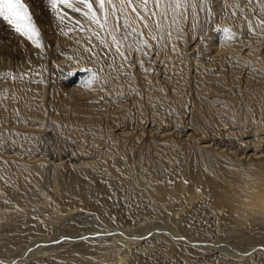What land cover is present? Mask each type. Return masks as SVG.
Instances as JSON below:
<instances>
[{"label":"rangeland","instance_id":"obj_1","mask_svg":"<svg viewBox=\"0 0 264 264\" xmlns=\"http://www.w3.org/2000/svg\"><path fill=\"white\" fill-rule=\"evenodd\" d=\"M161 1L165 5H167L168 8H170V5H172L173 0H170V3H171L170 5H168L169 0L167 1L161 0ZM189 1L191 2V0ZM189 1L187 0L186 2H184V4L186 3L189 4ZM209 1H213V0H209ZM20 2L24 3L27 6L29 14L32 17L33 22L37 21V18H41L44 16V7L42 6V0H37V1L36 0H20ZM203 2L201 3L203 5V6L201 5V7L204 8L205 6ZM202 12L203 14L200 16L202 20L199 18L200 20L197 21L198 25L196 26V28H198L199 24L203 23L202 25L199 26L200 27L199 29H201L202 31L197 30L195 28L196 30H194V32L191 33L192 36H190L191 35L190 32L187 33V31H189L187 30L188 29L187 28L188 18L186 20L187 24L186 23L183 24L184 25L183 27H186L184 29H186L187 31L185 30L186 33L185 32L184 33L185 35L188 34L187 36H185L184 33H182L184 31L182 30L183 28L182 25L179 26L181 30V33H179V35L181 34V36L182 35L184 36V41L187 39V42L185 41L181 44L185 43L186 45V43H188L192 37H194L195 40L197 39V42L200 45L201 44L203 45L204 42L209 44L210 40L217 39L220 37L219 35L222 33L221 31H223L222 27L219 25L217 27V25L211 24V21H209L210 23L208 21H207L208 23L205 22L204 20H207L208 16L205 13V16L207 17L204 16V19H203L202 16L204 15V11L202 10ZM73 15H71V13L69 14V17L68 15H64V17L62 18V21L64 20L68 21ZM76 16L77 15H74L72 19L77 18ZM66 17H68L69 19H67ZM79 18H77L76 20L77 21L76 23L78 24L73 23L71 21L72 19H70L69 21L72 22L74 27L80 28V26L82 27L83 24L86 23V20L81 18V22H80ZM174 21L176 20H173L172 23ZM176 24H178L177 21H176ZM118 25L119 26H117L115 31L113 32L115 36L116 34L117 36H119V38L117 37V39H119L118 43L120 42L122 43L123 41V44L120 43V45L121 47L122 45L125 46V48L123 47L124 52H125V49L126 51L130 49V51L134 52V54L132 52V54L130 55L128 54V53H131L130 51L125 52V59L128 60L127 61L128 63H130L131 70L134 71L133 75L136 73L135 76L139 78L138 79L139 82L136 78V81L138 83V89H140L139 90L140 92L142 91L141 92L142 94L137 93V94L142 95V96H139L141 97V100L139 98L141 102L139 103L140 104L139 108L137 105H135L133 102L130 101L132 100V98L130 97V94H127L126 92L124 93V90L122 91L123 93L120 91H116L117 93L115 92L113 94L111 93L112 95L110 94L109 96H112V98L106 95L103 96L102 94H97V98L99 99L100 103L97 101L96 104L92 105V103L96 101L94 100L96 99V97H94V94L89 93V89H90L89 86L95 81L96 76L94 72L92 71L91 67L89 66L77 67L73 63L74 56H73L72 51H70L71 47L65 44V39L67 37V35L65 34H60L62 35V38H63L62 40V38L60 39L61 36L59 34L54 36V35L48 34L47 32H39V41L41 40L40 41L41 46H40L39 52L41 54L40 55L41 57L38 56L39 54L38 51L33 50V47H31V45L29 44L30 41L26 39L25 37L23 38V41L24 40L25 41L22 42L24 44H22L21 49H20L21 51H19L21 55L20 58L18 59L14 58V61H13V59L9 58V52L7 50L3 52L5 63H1L0 65V69H2V73H3V74L0 73V76L2 74L3 76L1 77L6 78L4 79V81L9 80L11 83H15L17 82L15 81V79L17 78L16 80H18V82L20 81L22 82V80L27 81V82L31 81V83H29L30 85L36 80L32 78L33 76L35 78L38 77L37 79L39 82L36 80L38 83L37 84L34 83V84L35 85L40 84L38 85L40 90L42 86L45 87V88L42 87V90L45 91L44 93L45 97L42 95L44 100H40V103L42 104V107L45 109L43 110L45 111L43 114V119H44L43 122L45 124L43 123L42 127L44 131L46 129L47 130L45 132L44 131L39 132L37 129H36L37 131L35 129L32 130V128H34L35 126L34 127L29 126L30 128L28 127V129L26 127H23L24 129L22 127L21 129L15 128L14 130L15 126H13L11 123H10L11 124L10 126L8 122H7L8 125L5 123V125L3 126V129L4 127H6V125H7V128L8 126H10L9 128L12 127L10 129L12 131L8 130L9 128L8 129L5 128L6 130L4 129L6 131L5 133H7L6 134L7 136L5 135L4 141H7V142L3 141L2 144L0 145L1 147L0 148V158L15 161V162L24 161L25 162L24 164L26 165L28 163H30L28 165H32L35 162L34 160L40 159L42 160V162L43 161L46 162V166H45L46 168L44 172L45 176L40 175L38 171H36L37 172L36 174H35V171H33L32 173L35 174V175L33 174V176L31 172H27V174L24 177V180H25L24 184L22 186L24 194L15 193L14 189H15V186L17 185V181H15V179L7 182L4 179V177L1 176L2 174L0 173V177H1L0 178V210L3 212L2 214H4V215L1 214L0 222L2 223L5 222L4 224L8 226L6 233H8L7 236H9L8 239L1 240L0 242V264H92L95 261H97L98 263L95 262L93 264H100V262L101 264H108L110 262H113L114 264H264V241L254 244L252 246H249L245 252H241L242 248H240L237 245H233V243H231L230 241H223V240L217 239L219 238L220 233H221L219 223H217L218 225H216L217 220L214 219L211 212H209L208 209H206V206L204 205L205 202L203 200L201 202L200 199L202 196L200 197L193 196L192 198H190L188 195H186L188 194L187 191L185 192L186 194L182 193L183 191L182 192L178 191L176 193L168 194L167 203L165 204V202H163L162 200H158V198L156 199V197L152 196L148 191H146V188L144 185L146 181H149L152 183H160V182H165V181L176 183L177 179L181 177V175L178 173L179 166H180L179 150L181 149V147L184 146L186 142H188V140H190L193 137V135H195L196 131H193L194 128L197 129L195 125L197 126L200 125L198 129H202V133L201 132L196 133L198 134L197 137H195L196 136L195 135L193 137L194 139L193 138L191 139L195 143L200 142V140L207 139V138L209 139V141H207L206 143H209L210 141H212L211 143L214 142L212 146H215V147H217L218 145H222L223 143H225L226 145H230L231 142L227 140H225V142L222 140H219V136L217 135H214L213 137V134H211L210 131L209 133L205 132L204 128L206 127H204L202 123H199L200 120L197 117V115H193L195 114L194 113L195 109L191 107L194 104L193 105L191 104L193 101H194L193 103H195V101L196 103L197 102L199 103V99L197 98V95H196L197 93L195 94L196 91L193 89L194 88L193 81L195 83V80L197 79L196 77H198V74L199 73L203 74L205 70L203 69V72H202L201 71L202 69L197 68V66L195 67L193 66L194 68L191 66L193 64L195 65V63L193 62L194 60L192 59H191L192 61L188 60V56H191L192 58L193 54H195L193 49L192 48L188 49L187 45L186 46L181 45L182 47L184 46V49L185 47H187V50H189V52H187L186 49H185L186 51L184 50L185 52H187V54H183L182 61L181 60L179 61L181 62V64L179 65L181 68H183L184 65L187 64L188 65V67L186 65L187 77L189 79L193 78L191 80H188L189 84L186 85V88L181 89L179 84L178 85L176 84L180 80L177 81L173 79V81H170L172 80V78L176 77V76L174 77L173 75H177V78L179 77V72L181 71L178 68L179 62H176V61H175L176 63L172 62L173 63L172 66H174V68L176 65H178V67L176 66V69L178 68L177 71L179 72H176L175 71L176 69H174L173 67H172L173 69L170 68L171 67L170 64L168 65L167 63H164V65L166 66L165 67L166 72L167 71L170 72L169 74L168 72L164 73L163 72L165 71L163 68L164 65L161 62H159L160 60L163 62L165 61L168 62L167 59H165L168 57L165 55V52H163L164 50L160 49L161 51L159 53L160 54L164 53V56L166 57H162L163 55H160L158 53L160 57L157 58L156 61L158 62L156 63L155 60H152L150 58V54H148L150 52L147 49L145 50V48H142V52L144 53L143 55L144 58L141 61L147 63L151 67V69L149 68L148 70V73L150 74L151 78L154 77V80L155 81L157 80L156 82H158L160 86L162 83L163 85L168 87V90L166 89L163 90L165 91L164 94H159V96L160 95H163V96L158 97L157 95L158 97L157 99H159L160 101L164 98L163 100L167 102L168 106L166 105L167 107H164L166 103L165 102L164 105L161 104V106L163 105L161 108L164 107V109L158 108L160 103H163V100H162L159 102V105L157 104L158 102L156 103L158 106L156 105L155 107H153L154 105L152 106L151 104L147 102L148 101L147 97L143 93L145 88H143L142 85L143 86L145 85L140 81L139 64L137 61H135L137 60V58L134 59V57L137 55L136 48H138V46L140 45V44L136 45L137 42L134 40L135 38L137 39V36H135L136 34L134 35L133 32H130V30L127 28V25L125 26V24H122V23H118ZM210 25L211 26L213 25V26L211 27ZM250 25L252 26L250 29L253 31L250 30V32H246L245 35L247 33H249L250 35L251 34L255 35L257 33L256 27L254 28L255 25L254 26L253 24H250ZM35 26H36V22H35ZM206 27H208L209 30ZM203 28L205 31L203 30ZM217 28H219V30H217ZM180 30L178 29V32H180ZM210 30H212V32ZM14 31L15 30L10 25H8L6 22L0 19V44L3 46V48L4 47L11 48L10 41H12V35H13L12 33ZM195 31L197 35L195 34ZM165 33L166 31L162 29L159 35V39L163 40V41H160L162 43L163 42L165 43V40L167 39L165 37L167 34ZM249 34L247 35L249 36ZM122 35H123V39L124 38L125 39L124 40L122 39L121 41ZM205 35L206 36L208 35V36L206 37ZM163 37L164 39H162ZM41 38L42 39L44 38V39L42 40ZM126 38H127V42L130 43V46L131 44L133 45L131 46L132 48H129V49L127 48L128 43L124 42L126 41ZM179 38H180V41L183 40L182 39L183 37H179ZM134 45H136L137 47L136 46L134 47ZM200 45L198 47L197 46L194 47V49L196 48L195 52L197 51L195 55H197V53L198 55L200 54L199 57L196 56L197 58L194 55L193 56L194 59L197 60L199 58L202 60L203 57L210 56L211 58L209 57L210 58L209 60L211 62L205 58H203L202 60L203 62L200 60L202 62V65L206 61V64H204V66H207V65L210 66L209 67L211 68L210 71H212L213 69L212 73H216V74L218 72L221 74L223 72L222 70L224 69L223 73L227 72L226 73L227 75H225L227 79V80L225 79L226 80L225 83L228 81V78L231 79L230 76L233 75L235 70H237L236 71L237 73L235 72L234 75L235 77H238L237 79L238 82L244 79L243 77L245 75L247 77L248 72H250V70L252 71V69H256L255 72L259 70L257 73L260 75L264 74L263 68L260 71V68H258L257 66L255 67L252 66V69L249 65L243 67L244 65L249 64L247 62L246 64L245 62L241 63L240 66L239 64L234 62L236 65L234 66L233 61L229 62V59L227 58L229 55L227 56L228 53L225 50L224 51L218 50V51L222 53L224 52L225 54L227 53L226 54L227 57L225 56V58L227 59H223L224 57L218 58L219 55H221V53L216 50V47H213L214 49H211L210 51L208 50L210 52V55H207L209 54V52L205 54V52H203L202 49L200 48ZM42 47H43V50H42ZM55 50L56 52H54ZM190 50L193 52L190 53L191 52ZM33 51H35L38 54H36ZM213 53L215 54L214 56L211 55ZM224 53L221 56L225 55ZM35 55L38 57H36ZM133 55L134 57H132ZM147 55H149V57ZM185 56H186V59H185ZM215 57L218 58L219 60L214 59ZM58 58L60 60H58ZM70 58L71 60L73 59L72 60L73 62L70 60V63H69ZM144 59L145 61H143ZM149 59L151 63L148 61ZM199 59L197 60V62L199 61ZM52 60L54 61V63ZM225 60H227V62L229 64H232L233 66L228 65V63ZM169 61L171 62L173 60L170 59ZM200 61L199 63H201ZM214 61L216 62L213 63ZM223 61H225L226 63ZM109 62L105 60L103 62L104 65L102 66L104 68L105 67L107 68V70L105 68L104 72H110L111 70H113L114 67H115L114 70L116 69L115 63L112 62L113 65L111 63V65L113 66L112 67L110 66ZM133 62H135L136 64ZM190 62L193 64H191ZM207 62H209V64H207ZM23 64L25 66H23ZM35 65H37V70H36ZM250 65L252 64L250 63ZM39 66H42V67H39ZM107 66L109 67V69ZM230 66H232L233 69L235 68L234 72L230 68ZM239 67H241V70L239 69ZM39 68L40 69L43 68L42 71L39 70ZM227 68L228 70L229 69L232 70L230 71L231 75L229 74L230 72L227 70ZM32 70H34V72ZM216 70L218 72H215ZM173 71H175L176 73H174ZM196 71L199 73H197ZM210 71L207 70L205 75L209 77L211 73L209 74L207 72H210ZM19 72H20V76L24 74V76L22 75L20 79H18L19 74H17ZM194 72H196L197 74ZM238 72H240L241 75ZM252 72L249 73L251 75V76L249 75V79L245 78V79H248L247 81L246 80L242 81L243 83L245 82L246 85L245 84L243 85L242 82L238 84L237 80L235 81L237 83L236 85H238L237 88L239 87L244 90V86H247L248 81L251 83L255 82L254 79H252V77L255 78L254 77L255 72L254 70ZM4 73H6L5 75L10 76V77L5 76ZM189 73L191 74L190 77H189ZM223 73L221 75L224 76ZM257 73L255 74L257 75ZM242 74H243V77H242ZM164 76L167 77L169 83L167 79L166 80L164 79L166 78ZM169 76H171L170 79H169ZM194 76H195V79H194ZM13 77H14V80H13ZM26 77L28 78V80H26ZM41 77H44V80L45 78L47 79L45 81L46 83L44 82V80L41 79ZM208 77H206L205 79H209ZM21 78H24V79H21ZM32 79L34 81H32ZM231 81H228V83H226L225 86L221 87V89L225 88L224 90L222 89L225 92H223L221 89L217 90V91H220V92H217V93H220L218 95H220L221 97L222 96L221 94L225 93L224 97L223 96L222 97L227 98L229 96L227 95V89H226L227 87L228 93L230 94L229 98H232V101L234 98V101L235 102L237 101L236 103L240 107H243L242 105L243 102L246 103L249 106V110L251 111L249 116L252 114L254 117L252 116L253 118L252 119L250 116V121H248L250 126H252V129L248 128L250 129L249 131H246L248 129L245 126L247 125L248 127L249 124H246V122L243 120H241L240 123H236L237 122L236 121L235 122L236 125L235 123H232V125L234 126L232 128L231 127L232 125L230 124V118L229 119L226 118L227 122L228 121L229 122L228 123L225 122L226 125H228V127L224 126V130H227L228 128H230V131H232L234 130V128L237 127V125L239 124L241 125V123H244L245 125H242V128H241V130H243V135L244 134L250 135L247 137L252 139V141H253V138L254 140L255 139L258 140V137H261L263 141L262 143H264V139H263L264 129L261 130L260 121H259V112H258V109H255L257 107H254L255 104L252 103L253 101H251L252 99L249 98L250 96H248V94L247 95L243 94L245 97L243 95L242 97L240 94H239L240 95L239 97V95L237 94V97H236V93L234 94V92L236 91L231 89L232 88L231 84L233 83V82L231 83ZM40 82L42 83V85ZM173 82H175L179 90L180 89L183 90L182 93L184 92L183 94L185 95V97L187 95L186 94L187 92L188 94L191 93L193 95H189V96L187 95L186 98L183 97L184 99L179 98L180 94L182 95L181 90L178 91L177 87L172 85L174 84ZM234 84H233V89L234 87H236ZM189 85L192 87V89H190L191 87ZM169 86H171L172 88ZM170 89H172V92H174L175 90V93H170L171 91ZM185 89L187 91H185ZM166 91L169 92L170 95L166 93ZM230 91H232L233 93ZM176 92L177 93L180 92L178 93L179 96H177ZM172 94H173L172 99H176V103L180 101L181 99L183 100V102L180 101L177 105L175 104L174 106L173 104L174 101L172 100L173 101L172 102L169 99V97L172 96ZM174 94L176 95V97ZM92 96L94 99L92 98ZM155 96L156 95L153 96L154 100H155ZM247 96H248V99H246ZM114 97L116 98V100ZM165 97L168 98L169 100L166 99ZM43 98H40V99H43ZM91 99H93L94 101L92 100L93 101L92 102ZM157 99L155 101H158ZM89 100L92 103H90ZM180 103H183V104H180ZM196 103L194 105L195 107H196ZM67 104H69L68 106L71 107L72 110L69 111L68 113H64L65 111H63V107ZM246 104L244 106H246ZM95 105L98 109L97 108L95 109ZM98 105H100L101 107H98ZM170 105H172V108L169 107ZM179 106L183 108H180ZM91 107H93L92 108L93 110L91 109ZM168 107L170 110L173 109L174 107L175 108L177 107L176 110L180 109V111L181 110L182 111L181 112L179 111L180 113L177 112V114H175L174 109L171 111L166 110L168 109ZM73 109L75 111H73ZM191 109H193L194 112L193 111L190 112ZM162 110H164V112ZM165 110L167 112H165ZM172 111L174 112L173 114H171ZM153 112H157L156 114L157 116L158 115L159 116L157 117ZM252 112L253 113L256 112V114L255 113L253 114ZM82 115L84 116L90 115L89 118L93 117V119L97 120V124L100 125V128H101L100 132L103 131V133L99 135L100 137L97 135V138L99 137L98 138L99 140L96 139V137L93 135L94 133L91 131L86 132L85 135L82 133L80 135L73 136L71 135L69 131L63 128H61L62 129L61 131V129L59 128L58 122L66 119L64 117L68 116L67 118H70V117L73 118L74 116H78V120L82 121L84 118V116ZM175 120L177 121L179 125L175 126V123L173 124ZM196 120H199L197 121L199 124H195L197 123L195 122ZM251 121L253 122L255 121V122L253 123ZM222 123L223 124H220L218 126L225 125L224 121ZM44 125L46 126V128H44L45 127ZM257 127H259V129L262 132H260V130H257L258 129ZM255 128H257L256 129L257 131H255ZM219 130H221L220 127H219ZM237 130L239 129L236 128L235 132H237ZM14 131L16 134L14 133ZM163 131L166 136L162 133ZM17 132L19 133L23 132L24 134L32 133L33 135L38 133V136L37 135L34 136L36 141L33 140L34 144L33 146L30 147L26 145V141L22 142L17 139L16 136L17 134H19ZM108 132H110L111 137L109 136ZM168 133L170 134V136H168L169 135ZM128 134L129 136H126ZM237 134L238 133H236V136ZM202 135H205V136L202 137ZM107 136H109V138H107ZM210 136H212L213 138L212 137L210 138ZM234 136L235 135H233V137ZM6 137H9V139L7 138L6 140ZM102 137L104 138L106 137V138L103 139ZM132 137L133 138L135 137L136 141L132 139ZM247 137H245L244 139H248ZM12 138L16 140L15 143ZM77 138H79V140ZM10 139H12L11 142H10ZM197 139L198 140L200 139V140L197 141ZM132 140L133 142L134 141L135 142L134 143L131 142ZM12 142H13V145H12ZM20 142L25 143L24 147L25 145L27 148L30 147L29 150H27V148L26 149L22 148L21 144H19ZM169 142H171V145L173 144L174 146H176V148L178 147L177 145H179V147L176 150L174 148H170L168 147L170 144ZM215 142H217V144H215ZM201 143L203 142H200V144ZM262 143L261 145L264 146V144ZM3 144L4 146H2ZM125 144L130 145V148H128L129 146L127 147V145L124 146ZM131 144L133 145L132 148H131L132 146ZM124 148H128L129 150L126 151V149ZM222 148H225V147L222 146ZM130 149L132 150L130 151ZM106 150L107 151L109 150V151L106 152ZM123 151L125 152L123 153ZM107 154L109 157L107 156ZM121 156L123 157V159L121 158ZM60 161H62V163ZM63 161L66 163H63ZM149 161L151 162L149 163ZM58 162H60V164H58ZM86 162L89 163L90 165L87 164ZM72 164L73 166H75L76 169L72 166ZM85 164H87L86 167H89V168L85 169ZM62 165L64 167L66 165H69V166H66L65 167L66 169H64ZM59 166L61 167L59 168ZM70 166H72L74 169L71 170L72 167L70 168ZM68 167H69L68 169L69 171L67 170ZM77 169L80 172H78ZM52 170L54 172H52ZM70 171L73 173L71 174ZM55 172L61 174L63 176V179L67 183V186H69L66 191L64 190V188H62L59 182H56V183L54 182L53 175L55 174ZM28 173H30V175L35 178L32 179L31 176L28 175ZM66 174H67V177H70L71 175L72 176L68 179L66 178ZM73 174L75 175L74 177H73ZM29 178L31 181L29 180ZM10 185L13 186L14 188L11 187ZM180 193H182L183 195H181ZM188 197L190 199H188ZM168 201L170 202V204H168L169 203ZM13 208L16 211H14ZM10 212H14L16 215L14 216L10 214ZM174 221H177L180 227L179 226L174 227ZM68 226H76L77 228L75 231H69L67 228ZM258 236H260V239H262L263 237L261 232L258 233ZM89 237H92V238H89ZM16 238H19V239H16ZM65 240H68L67 241L68 243ZM126 241L130 242V244H126L127 243ZM72 242H76V243H72ZM81 243H87V244L89 243V245H91V248L88 249L89 251L87 250V248H82ZM99 246H102V247L100 248ZM24 248H27V250H24ZM117 248L120 249L121 253L118 251ZM35 251L38 253L36 254ZM108 251H110V253H113V254L107 255L106 252ZM102 252H105L106 256H104L105 254L103 255ZM117 252L119 253L118 255L123 254V253L125 254V256L124 254L120 255L121 257L124 256L122 261L118 260L117 257L119 256L116 254ZM92 253L93 255H91ZM34 254H36V256H34ZM102 255H103V258L105 257L104 259L102 258ZM31 256L32 258H30ZM250 257H252V259ZM17 261L19 262L17 263Z\"/></svg>","mask_w":264,"mask_h":264},{"label":"bare ground","instance_id":"obj_2","mask_svg":"<svg viewBox=\"0 0 264 264\" xmlns=\"http://www.w3.org/2000/svg\"><path fill=\"white\" fill-rule=\"evenodd\" d=\"M165 1H167V0H165ZM186 1L187 0H185V1L184 0H173L172 5H170L171 3L169 0L168 5H170V8H168L167 5H165L161 0H159V5H160L159 7H156L157 0H147V5H146V9H145L144 0H132V5L135 6V8L137 10L136 12H133L131 7H128L127 5L122 6L121 0H111V3H109L108 0H105L104 12H101L98 4L96 3V0H90V2L92 3V6H93V12L98 17V20H99V23H96V22H93L91 19H89L88 17H86L85 15L82 14L84 11H86V9H83L82 6H79V7H81V11L73 12L70 8H65L61 4V5H59L60 13L58 16L56 14H53V12L50 10V7L47 3V0H42V6L44 7V16L41 18H37V21H35V22H36V28L39 30V32H47L48 34L54 35V36L58 35V34L59 35L60 34L67 35V37L65 39V44L69 45L71 47L70 51H72L73 56H74V58L72 57L74 59V62L72 61L73 59L71 60V58H70L69 63L71 60L77 67H82V66L91 67L92 71L94 72V74L96 76L95 81L89 86L90 87L89 93L94 94V97H96V99H94L92 96V98L94 100H96V101H94L93 99H91V101L92 100L94 101V102L92 101L93 103L90 102V100H89V102L92 103V105L96 104L97 101L99 102V99L97 98V94H102L103 96H105V95L109 96L111 93L113 94L116 91L122 92L123 90H124V93L126 92L127 94H130V97L132 98V100H130V101L133 102L135 105H137L138 108L140 105L139 103H141L140 102L141 97H139V96H142L141 95L142 91L141 92L139 91L140 89H138V83L136 81V78H137V80L139 78L135 76L136 73L133 75L134 71L131 70L130 63H128L127 62L128 60L125 59V52L130 51L129 48H132L131 46H133V45L131 44V46H130V43L127 42V38H126V41H124V42L128 43L127 48L129 50L126 51V49H125V52H124L123 47L125 48V46L122 45V47H121V45H120L121 42L118 43L119 39H117V37L119 38V36H117V34H116V36L113 34L116 27L119 26L118 23L125 24V26L127 25V28L130 30V32H133L134 35L136 34L135 36H137V39L136 38L135 39L133 38V39L137 42L136 43L134 41L136 43V45H138V44H140V45L138 46V48H136L137 49V51H136L137 57L136 56L134 57V55L132 57H134V59L137 58V60H135V61H137L139 64L140 81L148 88L147 89L145 86L142 85V87L146 89V90L144 89L145 92L143 91V93L147 97V100H148L147 102L149 104H151L152 106L154 105L153 107H155L157 104L159 105V102L164 99V98L163 99L161 98L162 100L159 101V99H157V98L163 96V95L159 96V94H164L165 91H163V90L164 89L168 90V87L163 85L162 83H161V86L163 85L165 87H163V86L161 87L160 84L158 82H156L157 80L156 81L154 80V77L151 78L150 74L148 73V70H149V68L151 69V67L147 63L141 61L144 58L143 57L144 53L142 52V48H145V50L147 49L150 52V53H148V54H150V58L152 60H155V61L157 60L158 57H160L159 52L163 49L164 50L163 52H165V55L168 57L165 59H167V61L169 63L166 62L164 59L163 60L165 62H163L161 60L159 62H161L163 65H164V63H167L168 65L170 64L171 65L170 68H172V67L174 68V66H172L173 65L172 62H175V61L179 62L180 60L182 61L183 54H187V52H189V50H187V47H188V49L192 48L194 53L196 54L197 51L195 52L196 48L194 49V47H196L198 44L197 39L195 40L194 37H192L189 40V42L186 43L187 47H185V49L187 50V52H185L186 50L184 49V46L183 47L181 46V45H185V43L184 44H181V43H183L185 41L187 42V39L184 41V36L183 35L181 36V34L179 35V33H181L179 26L182 25V27H183L184 26L183 24H185V23L187 24V21H188V27H187L188 29L187 30H189V31L184 29L186 27H183V28L181 27L182 30H184L182 33H184V32L186 33V31H187V33L190 32V34H191L196 29L202 31L201 29H199L200 28L199 26L202 25L203 23L199 24L198 28H196V26L198 25L197 21L201 19L200 16L203 14L202 10L204 11V15L202 16L203 19H204L205 13L208 16L207 20H204L205 22L211 21V24L217 25V27L219 25L222 27V29L227 28L230 30L228 33L221 31L222 33L219 35L220 37L218 36L219 38L210 40L209 44L205 43V42H204L205 44L202 42L203 45L198 44V46L200 45V48L202 49L203 52H205V54L208 53L211 49H214L213 47H216L217 51L218 50H223V51L225 50L228 53V54L226 53L227 56L229 55L227 57L226 54L223 52L225 55L221 56L223 53L218 51L221 53V55H219L218 58H222V57H224L223 59L228 58L229 62L233 61V63L235 62V63L239 64V66L243 62H245V64L247 62L249 64H246L243 67L249 65L252 69V66L253 67L257 66L258 68H260V71L262 70V68L264 70V0H213V1H209V0H195V1H193V0H191V2L188 0L189 4L188 3L184 4V2H186ZM202 2L204 3V6H205L204 8L201 7ZM177 3L180 4L179 8L176 7ZM166 4H167V2H166ZM112 5H115V12L113 11ZM74 6H76V5H74ZM70 13H71V15H73V14L77 15L76 16L77 18L81 17V18L85 19L86 23L83 24L82 27L80 26V28L74 27L72 22L75 24H78V23H76L77 18L72 19V17H74V15H73L70 18V19H72L71 20L72 22L69 21L70 19L68 17H69ZM104 13H107V24L103 28H101L100 25L104 24V21H105ZM153 13H154V15H153ZM64 15H68V17H66L67 19H69L68 21H65V20L62 21V18L64 17ZM207 16H205V17H207ZM81 18H79L80 22H81ZM187 18H188V20H187ZM173 20H176L178 24H176V21H174L172 23ZM35 22H34V24H35ZM145 23L147 24V27H145ZM174 23L176 26L174 25ZM250 24H253V26L255 25L254 28L256 27L257 33L255 35L254 34L250 35L249 33H247V34H249V36H248L247 34L245 35V33L250 32V30H251L250 28L252 27ZM207 26H208V24H207ZM120 27H118V28H120ZM206 28L208 29V27H206ZM162 29H164V31H166L165 34H167L165 36L167 38L165 40V43L160 42L163 40L159 39V35H160ZM178 29L180 30V32H178ZM203 30H204V28H203ZM212 30H210V31L212 32ZM217 30H219V28H217ZM251 31H253V30H251ZM124 33H126V32H124ZM185 33H184V35H185ZM12 34H13L12 35V41H10L11 48H5V47L3 48V46L0 44V65H1V63H5L4 56H3V52L5 50H7L9 52V58L13 59V61H14V58L18 59L21 57L19 51H21L20 50L21 46H22V44H24V43H22L25 41V40L23 41L24 36H21L16 31H14ZM195 34H196V31H195ZM187 35H185V36H187ZM60 36H61L60 37V39H61L62 35H60ZM114 36H115V38H114ZM190 36H192V34ZM124 37H126V36H124ZM179 37H183L182 38L183 40L181 39L182 41H180ZM198 37H200V36H198ZM38 39H39V37H38ZM122 39H123V35L121 37V41H122ZM162 39H164V37ZM62 40H63V38H62ZM199 40H200V38H199ZM204 40H205V38H204ZM125 43H124V45H125ZM29 44L31 45V47H33V50H36L39 52L40 47L34 46L31 43V41L29 42ZM121 44H123V41ZM42 45H43V43H42ZM136 45H134V47ZM40 46H41V44H40ZM61 49H62V47H61ZM197 49H199V48H197ZM42 50H43V47H42ZM131 50H133V49H131ZM23 51H24V49H23ZM68 51H69V49H68ZM134 51H135V49H134ZM193 51H191L190 53H192ZM33 52H35V51H33ZM54 52H56V50ZM130 52L131 53H128L129 55L132 54L133 51H130ZM212 52H213V50H212ZM36 54H38V53H36ZM133 54H134V52H133ZM195 54H193V56ZM40 55L41 54L39 52L38 56L41 57ZM160 55H163L162 57H166V56H164V53H162ZM199 55L197 53V55H195V57L196 56L199 57ZM201 55H203V54H201ZM207 55H210V52ZM211 55L214 56L215 54L213 53ZM38 56H36V57H38ZM147 56L149 57V55H147ZM193 56H192V58H191V56H188V60H191V59L194 60L193 62L195 63V65L190 62L191 64H193V65H191L192 67L197 66V68L202 69L201 70L202 72H203V69H205L204 70L205 73L203 72L204 75L206 74L207 70L210 71V69H211V68H209L210 66H208V65L204 66V64H206L205 60H204L205 63H203V65H202L203 58L209 60L211 58L210 56H208V57L202 56L203 57L202 60L198 58L199 61L200 60L202 61V62L200 61L201 63H199V61L197 62L198 59L197 60L194 59ZM225 56L227 58H225ZM189 57H190V59H189ZM169 58L172 59L173 61L170 62ZM218 58L215 57L214 59H218ZM185 59H186V56H185ZM58 60H60V59L58 58ZM104 60L108 61V62L111 61V62H109L110 66H112L113 63H115L116 69L114 70V68H115L114 67L113 70H111L110 72H104V70L106 68V67L104 68L102 66V65H104L103 64ZM143 61H145V59ZM148 61L151 63L150 59ZM184 61H186V60H184ZM225 61L227 62V60H225ZM225 61H223V62H225ZM157 62L158 61H156V63ZM215 62L216 61H214L213 63H215ZM53 63H54V61H53ZM67 63H68V61H67ZM111 63H112V65H111ZM133 63H135V62H133ZM182 63H184V62H182ZM225 63H224V65H225ZM235 63L233 64L234 66H236ZM250 63L252 65H250ZM61 64H62V62H61ZM153 64H155V63H153ZM179 64H181V62H179L178 65ZM207 64H209V62H207ZM174 65H176V64H174ZM178 65H176V66L178 67ZM186 65L187 64H185L183 68H181L179 65L178 68H179V70H181L180 72L177 71L178 68L176 69V66H175L174 69H176L175 70L176 72H179L178 78H180V79L177 78V75H173L174 77L175 76L176 77L172 78V80H170V81H173V79H175L177 81L180 80L176 84L177 85L179 84L181 89L186 88V85L189 84L188 80L193 79V78L189 79L187 77L188 65H187V67H186ZM222 65H223V63H222ZM228 65H232V64L228 63ZM23 66H25V65L23 64ZM232 66H230V68L234 72L235 68L233 69ZM35 67L37 70V65H35ZM39 67H42V66H39ZM165 67L166 66L164 65L163 68L165 71H163V72L167 73L168 71L166 72ZM192 67H191V69H192ZM241 67H242V65H241ZM241 67H239L240 70H241ZM74 68H75V66H74ZM163 68H162V70H163ZM42 69L43 68H41V69L39 68V70H41V71H42ZM108 69H109V67H108ZM106 70H107V68H106ZM188 70H190V69H188ZM227 70H228V68H227ZM232 70L229 69L228 71L230 72ZM244 70H246V69H244ZM248 70H247V72H248ZM253 70L255 72L256 69H252V71ZM32 71L34 72V70H32ZM175 71H173V72L176 73ZM212 71H213V69H212ZM212 71L207 72L209 74L210 73L212 74V75L210 74L209 77L207 75L204 76L202 73H199L196 71L197 73H199L203 76L198 74V77H196L197 79L195 80V83L193 81V84H194L193 89L196 91V92L194 91L195 94L197 93L196 95H197V98L199 99V103L197 102L198 103L197 104L195 101V103H196V107H195L194 106L195 103H193L194 102L193 101L191 105H193V104L194 105L191 107H193V109H195V112L193 109H191L190 112L193 111L195 113L193 115H197V117L199 118L200 121L196 120L195 122L199 121V123H202L204 125V127H206V128L203 127L205 132L209 133V131H210V133L213 134V137H214V135H217V136H219V140H222L224 142H225V140H227V141L231 142L230 145H226L225 143L222 142L223 143L222 145H218L217 147H215V146H212V144H214V142L211 143L212 141L209 142L211 144L206 143L207 141H209L208 138L203 139V140L199 139L200 142H203L201 144H200V142L195 143L191 139L195 135H196L195 137H197L198 134H196V133H199V132L202 133V129H198V127L200 125L199 126L195 125L199 131L196 128H194L193 131H196L195 135H193V137L190 140H188V142H186L184 144V146L182 145L183 147L180 146L181 147V149L179 148L180 150L178 149L180 152V166L179 165H177V166H179V172L178 173L181 175V177L177 179V182L171 183L170 181L169 182L165 181V182H160V183H152V182L146 181L144 185H145L146 191H148L152 196L156 197V199L158 198V200H162L163 202H165V204L167 203L168 194L176 193L178 191H181V192L183 191L182 193H185L187 191L188 194H186V193L185 194L188 195L190 198H192L193 196H198V197L202 196L200 199L201 202H202V200L205 202L204 205L206 206V209H208V211L211 212V214L213 215L214 219L217 220L216 225H218L217 223H219L221 233H220L219 238H217V239H220L223 241H230L231 243H233V245H237L240 248H242L241 252H245L249 246H252L254 244H257V243L264 241V146L261 145V143L263 142L261 137H258V140L255 139L256 141L253 138V141H252V139L247 137L250 135H245V134L243 135V130H241V128H242V125H245L244 123H241V125L240 124L237 125L236 128L239 129V130H237V132H235L236 128H234V130H232V128L234 127L232 125V123H235L236 121H237L236 123H240L241 120H243L246 122V124H249L248 121H250V116L252 118L253 115L251 114L249 116L251 111L249 110V106L246 103L243 102V104H242L243 107H240L237 105V103H236L237 101L236 102L234 101V98H233V101L235 103L232 101V98H229L230 94L228 93L227 87H226L227 95H229L227 98H229V99L223 98L225 93L221 94L223 97L222 96L220 97V95H218L220 93H217L220 91H217V90H220L221 87L225 86L226 83H228V81H231V79H232L231 83L232 82L233 83L231 84L232 85L231 89L236 91V92H234V94L236 93V97H237V94L238 95L240 94L241 96L243 94H245V95L248 94V96H250L249 98L252 99L251 101H253L252 103L255 104L254 107H257L255 109H258L260 126H261V130H263L264 129V74L263 75L258 74L257 72L259 70H257L255 72V73H257V75L254 73L255 78L252 77V79H254L255 82L251 83L248 81L249 83L247 82V86H244V90H243L239 87L237 88L238 85H236L237 83L235 82L238 79V77H235V75H234V73L237 70H235L233 75H231V72L230 73L228 72L231 75V76L229 75L231 79L228 78V81L226 83H225V81L227 79H226L225 75H227L226 74L227 72L225 71L226 73H223L224 69L222 70L223 72L221 71L224 74V76L221 75L222 73L220 74L217 70L215 71V72H218L217 74L212 73ZM252 71L250 70V72H248L247 77H246V75L243 77V74H242V77L244 79L240 80L241 79L240 78L239 82L237 80L238 84L240 82H242L243 80L247 81L249 79V75H250L249 73H251ZM28 72H29V70H28ZM196 72H194V73H196ZM0 73H2V69H0ZM6 73H4V75ZM27 73H25V74H27ZM169 73L170 72H168V74ZM191 73H192V71H191ZM238 73H240V72H238ZM2 74H1V76H3ZM17 74H19L18 79H20V77L22 75L24 76V74H22L20 76V72ZM171 74H173V73H171ZM190 75L191 74L189 73V77H190ZM240 75H241V73H240ZM1 76H0V145L4 141L5 135L7 134V133H5L6 132L5 128H7V125L10 123L13 126H15L14 130H15V128L21 129V127L22 128L26 127L28 129L29 126H32V127L35 126L36 128L34 127V128H32V130L37 129L39 132L40 131L43 132L44 131L43 127H42L43 123H44L43 122V120H44L43 114L45 112L43 110H45V109L42 107L40 100H44L43 96L45 97V94H44L45 91L42 90V87H44V86H42L41 90H40V88L38 87V85H40V84L35 85L39 82L37 79L38 77L36 76L37 78H35L31 75L32 78L36 79L38 82L36 80L34 81L32 79V81H34L32 84H34V83L35 84L29 85V83H31V81L27 82V81L22 80V82L21 81L18 82V80H16L17 79L16 78L15 81H17V82L11 83L9 80H8L9 82L6 80L4 81V79H6V78H2ZM5 76H7V75H5ZM95 76H94V78H95ZM7 77H10V76H7ZM164 77H166V76H164ZM170 77L171 76H169V79H170ZM206 77H208L209 79H205ZM28 78H29V76H28ZM28 78L26 77V80H28ZM245 78H248V79H245ZM21 79H24V78H21ZM41 79L44 80V77H41ZM164 79L166 80L167 77ZM194 79H195V76H194ZM13 80H14V77H13ZM46 80L47 79L45 78L44 82ZM167 81H168V79H167ZM167 81H166V83H167ZM138 82H139V80H138ZM252 82H253V80H252ZM168 83H169V81H168ZM170 83H172V82H170ZM173 83L174 84H172V85L177 87L175 82H173ZM233 84L236 86V87H234V89H233ZM244 84H245V82L243 83V85ZM41 85H42V83H41ZM169 87H171V86H169ZM177 89H178V87H177ZM190 89H192V87ZM222 89L224 90L225 88H222ZM170 90H171L170 93H175V90H174V92H172V89H170ZM180 90L178 89V91H180ZM182 91L183 90H181V93H182ZM185 91H187V90L185 89ZM223 92H225V91H223ZM230 92H232V91H230ZM137 93H141V94H137ZM166 93L169 94V92H167V91H166ZM178 93H180V92H178ZM178 93H177V96H179ZM183 93H182V95L180 94L181 97L179 96V98L184 99L187 97V95L188 96L193 95L191 93L188 94V92H187L186 93L187 95L185 97V95ZM168 94H167V96H168ZM117 95H119V94H117ZM123 95H125V94H123ZM123 95H122V97H123ZM154 95H156L155 100L157 99L158 101L154 100V98H153ZM157 95H158V97H157ZM240 95H239V97H240ZM127 96H125V97H127ZM165 96H166V94H165ZM248 96L246 99H248ZM109 97L112 98V96H109ZM172 97H173V94H172V96L169 97V99H170V101H172V100L174 101V102L172 101L174 106H175V104L177 105L180 101L183 102L182 99L181 100L179 99L180 101L177 100L178 102L176 103V99H172ZM175 97H176V95H175ZM194 97H195V95H194ZM40 98H43V99H40ZM129 98H127V99H129ZM139 98H140V100H139ZM192 98H193V96H192ZM166 99H168V98H166ZM115 100H116V98H115ZM165 102L166 101L163 100V103H160V105H159L160 107L157 105L158 108H161ZM161 104H163V105L161 106ZM180 104H183V103H180ZM245 104H246V106H244ZM43 105H44V103H43ZM68 105L69 104H67L63 107V111H65L64 113H68L69 111L72 110V108L69 107ZM166 105H167V102L165 103L164 107L168 106V105L167 106ZM172 105H170L169 107L172 108ZM44 107H45V105H44ZM98 107H101V106L98 105ZM164 107L161 109H164ZM169 107L166 110L169 111L170 110ZM179 107L183 108L181 106H179ZM92 108L93 107H91V109ZM96 108L97 107L95 105V109ZM173 109L175 110V114H177V112L180 111V109L176 110L177 107L176 108L174 107ZM173 109H171V110H173ZM166 110H165V112H167ZM73 111H75V110L73 109ZM94 111H96V110H94ZM118 111H120V110H118ZM162 111L164 112V110H162ZM153 113L157 116V114H156L157 112H153ZM173 113L174 112L172 111L171 114H173ZM254 113L256 114V112H254ZM78 114H80V113H78ZM96 114H97V112H96ZM82 116H84V115H82ZM89 116L90 115H88V116L85 115L82 121L78 120V116H74L73 118H71V117L67 118L68 116H66V117H64L66 119L58 122V126L60 129L63 128L65 130L69 131L71 133V135H73V136L74 135L77 136V135H80L82 133L85 135L86 132L91 131L94 133L93 135L96 137V139H98L100 137L99 135H101V133H103V131L100 132L101 128H100V125L97 124V120L93 119V117L89 118ZM169 116H171V115H169ZM180 118H182V117H180ZM198 118H196V119H198ZM226 118L227 119L230 118V124L232 125L231 126L232 131H230V128H228L227 130H224V126L228 127V125H226V123L229 122V121L227 122ZM175 121L173 122V124L175 123V126L179 125L177 123V121L176 122ZM223 121H224L225 125L218 126L220 124H223L222 123ZM7 122H8V124H7ZM251 122H253V121H251ZM5 123L7 125H6V127H4V129H5L4 130L3 126L5 125ZM199 123L197 122L195 124H199ZM236 123H235V125H236ZM11 124H10V126H11ZM182 125H180V126H182ZM10 126H8V128ZM245 126L247 129L248 128L252 129V126H250V124L248 125V127H247V125H245ZM219 127L221 130H219ZM11 128H9L8 130H10ZM44 128H46V126ZM243 128H245V127H243ZM257 128H255V131L260 130L259 127H257ZM250 129H248L246 131H249ZM261 130H260V132H262ZM10 131H12V130H10ZM61 131H62V129H61ZM255 131H254V133H255ZM69 132H67V133H69ZM14 133H15V131H14ZM17 133H19V132H17ZM162 133L164 134V131ZM236 133H238L237 136H236ZM108 134L111 137L110 132H108ZM190 134H188V135H190ZM12 135H14V134H12ZM36 135L38 136V133L33 135L32 133L24 134L22 132V133L17 134V136L16 135H14V136H16L17 139L22 141V142L26 141V145L31 147L34 144L33 140L36 141L34 138V136H36ZM97 135L99 136L98 138H97ZM233 135H235V136L233 137ZM109 136H107V138H109ZM126 136H129V134ZM168 136H170V134ZM203 136H205V135H202V137ZM202 137H201V139H202ZM206 137H208V136H206ZM206 137H204V138H206ZM211 137L212 136H210V138ZM245 137H247L248 139H244ZM7 138L9 139V137H6V140H7ZM102 138L105 139L106 137L105 138L102 137ZM163 138H165V137H163ZM12 139H10V142L12 141ZM77 139L79 140V138H77ZM132 139L135 140V137L134 138L132 137ZM100 140H102V139H100ZM199 140L197 139V141H199ZM13 141H14V143L16 142V140H14V139H13ZM4 142H7V141H4ZM22 142H20L19 144H21L22 148L26 149L27 148L26 145L24 147L25 143H22ZM131 142H133V140ZM217 142H219V141H217ZM217 142H215V144H217ZM229 142H227V143H229ZM169 143L170 144L168 147H170V148H174L176 150L179 147V145H177V144L176 145L178 147L176 148V146H174L173 144L171 145V142H169ZM22 144H23V146H22ZM127 144H129V143H127ZM127 144H125L124 146H126ZM262 144H264V143H262ZM12 145H13V142H12ZM2 146H4V144ZM222 146H224L225 148H222ZM30 147H28L27 150H29ZM127 147L130 148V145H127ZM132 147H133V145L131 146V148ZM128 148H124V149H126V151H128L129 150ZM131 150L132 149H130V151ZM108 151L106 150V152H108ZM124 152L125 151H123V153ZM103 155H104V153H103ZM107 156H108V154H107ZM122 156H121V158L123 159ZM35 159H37V158H35ZM37 160H34L35 162L32 165H28L30 163H28L26 165V164H24L25 163L24 161H22L23 162L22 163L19 160H18L19 162H15V161L0 158V173L2 174L1 176H3L7 182H9L10 180H14V179H15V181H17V185L15 186V189H14L15 193L24 194L22 186L24 184V181H25L24 177L27 174V172L32 173L33 171H35V174H36L37 173L36 171H38L40 173V175L45 176L44 172H45V168H46L45 167L46 162L43 161L44 162L43 163L42 160H40V159H37ZM106 160H108V159H106ZM60 162L62 163V161H60ZM60 162H58V164H60ZM150 162L151 161H149V163ZM63 163H66V162L63 161ZM53 164H55V163H53ZM58 164H56V165H58ZM87 164H89V163H87ZM87 164H85V169L89 168V167H86ZM96 164H97V162H96ZM66 166H69V165H66ZM72 166H73V164H72ZM72 166H70V168ZM60 167L61 166H59V168ZM65 167H64V169H66ZM73 167L75 168V166H73ZM73 167L71 170L74 169ZM68 169H69V167L67 168V170ZM52 172H54V171L52 170ZM75 172H76V170H75ZM78 172H80V171L78 170ZM72 173L73 172H71V174ZM166 173H168V172H166ZM33 174L34 173H32V176H33ZM63 174H64V172H63ZM28 175H30V173H28ZM40 175H39V177H40ZM70 175H68V176H70ZM32 176H31L32 179L35 178ZM74 176L75 175L73 174V177ZM53 177H54L55 183L59 182L65 191L68 189L69 186H67V183L65 182V180L63 179V176L61 174L55 172ZM70 177H67V174H66V178L69 179ZM29 180H30V178H29ZM11 187H13V186H11ZM182 193H180V194L183 195ZM189 197H188V199H190ZM168 204H170V202ZM2 208H4V207H2ZM14 211H16V210L14 209ZM70 211H72V210H70ZM2 213L3 212L0 210V216ZM180 213H181V211H180ZM10 214H12L14 216L16 215L14 212H10ZM2 215H4V214H2ZM212 215H211V217H212ZM0 221H1V219H0ZM4 223L0 222V242H1V240L8 239V237H9V236H7L8 233H6L8 226ZM74 225H75V223H74ZM175 226H179L177 221H174V227ZM67 228L69 231H75L77 227L76 226H68ZM260 232L262 233V236H263L262 239H260V236H258V233H260ZM89 238H92V237H89ZM16 239H19V238H16ZM79 239H80V237H79ZM75 240H76V238H75ZM65 241L67 242L68 240H65ZM76 242H78V241H76ZM76 242H72V243H76ZM94 242H96V241H94ZM97 242H99V241H97ZM126 242H127L126 244H130V242H128V241H126ZM89 243L88 244L87 243H81V245H82L81 247L87 248V250H88L89 248H91V245H89ZM110 246H108V247H110ZM99 247L101 248L102 246H99ZM117 249L121 253L120 249L119 248H117ZM24 250H27V248H24ZM30 250H32V249H30ZM23 252H25V251H23ZM35 253L37 254L38 252L35 251ZM93 253L91 255H93ZM106 253H107V255L113 254V253H110V251H108ZM36 254H34V256H36ZM102 254L104 255L105 252H102ZM116 254L118 255L119 253L117 252ZM123 254H120V255H123ZM103 255H102V258H103ZM120 255H118L119 257H117V256L116 257L118 258L119 261H122L125 254L123 257H121ZM104 256H106V254ZM30 258H32V256ZM92 258H94V257H92ZM250 258L252 259V257H250ZM25 261H27V260H25ZM88 261H90V260H88ZM18 262L19 261H17V263ZM95 262L98 263L97 261H95ZM95 262H93V263H95ZM23 263H24V261H23ZM110 263L114 264L113 262H110ZM110 263H108V264H110ZM100 264H101V262H100Z\"/></svg>","mask_w":264,"mask_h":264},{"label":"snow or ice","instance_id":"obj_3","mask_svg":"<svg viewBox=\"0 0 264 264\" xmlns=\"http://www.w3.org/2000/svg\"><path fill=\"white\" fill-rule=\"evenodd\" d=\"M108 2L111 3V0H108ZM121 2L122 6L127 5L132 8L133 12L137 11L135 6L132 5V0H121ZM47 3L53 14L58 16L60 13L59 5L61 4L65 8H70L73 12L81 11V7L79 6H82L83 9H86L82 14L93 22L99 23L98 17L93 12V6L90 0H47ZM96 3L101 12H104L105 0H96ZM144 4L146 9L147 0H144ZM159 6V0H157L156 7ZM112 7L115 12V5H112ZM176 7L179 8L180 4L177 3ZM104 15L105 21L104 24L100 25L101 28L107 24V13H104ZM0 19L10 25L18 34L31 41L34 46L40 47V41L38 39L39 30L36 28L27 6L24 3H21L20 0H0ZM145 27H147L146 23ZM223 31L228 33L230 30L225 28Z\"/></svg>","mask_w":264,"mask_h":264}]
</instances>
